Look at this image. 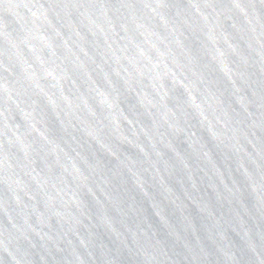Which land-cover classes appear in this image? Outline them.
<instances>
[{
	"label": "water",
	"instance_id": "water-1",
	"mask_svg": "<svg viewBox=\"0 0 264 264\" xmlns=\"http://www.w3.org/2000/svg\"><path fill=\"white\" fill-rule=\"evenodd\" d=\"M0 264H264V0H0Z\"/></svg>",
	"mask_w": 264,
	"mask_h": 264
}]
</instances>
